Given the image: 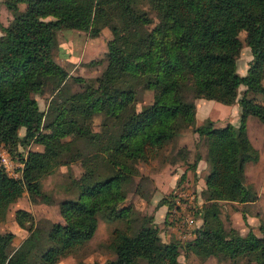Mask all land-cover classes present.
I'll use <instances>...</instances> for the list:
<instances>
[{
	"label": "trees",
	"instance_id": "16d2710c",
	"mask_svg": "<svg viewBox=\"0 0 264 264\" xmlns=\"http://www.w3.org/2000/svg\"><path fill=\"white\" fill-rule=\"evenodd\" d=\"M108 1L120 4V24L106 13L101 0H3L12 18L6 26L0 24V146H6L22 166L15 177L0 165V222L10 203L25 191L34 202H50L39 178L57 165L78 160L84 171L75 182L78 197L59 203L62 221L52 222L47 230L30 226L16 248L14 233L0 231V264H53L58 254L92 238L99 214L128 220L132 206L121 202L127 197L126 184L137 172L135 162L155 157L188 127L204 140L210 166L206 200L196 209L202 220L194 237L183 243L163 241L153 216L146 215L133 233L113 229L111 261L76 264H136L140 259L145 264H179L181 247L201 258L264 264V219L260 235L250 228L244 234L233 227L227 230L219 206L221 201L245 203L258 197L246 181L247 163L259 159L246 120L253 115L264 123V102L249 95H264V0ZM105 25L112 38L101 85L91 86L75 76L84 83L83 89L62 96L61 102L52 99L47 111L40 109L33 93L48 84L59 92L68 76L52 56L58 31L84 30L97 36ZM241 31L252 54L245 74L237 68ZM139 86L160 87L158 96L142 109L135 105ZM196 98L237 102L238 125L217 126L209 118L196 125ZM96 114L103 118L101 130L95 131ZM71 135L86 140L91 151L81 152ZM32 142L43 148H17ZM200 159L197 156L190 166ZM175 201L173 194L159 204H167L170 214ZM15 219L24 226L31 214L18 208Z\"/></svg>",
	"mask_w": 264,
	"mask_h": 264
},
{
	"label": "rangeland",
	"instance_id": "374dc122",
	"mask_svg": "<svg viewBox=\"0 0 264 264\" xmlns=\"http://www.w3.org/2000/svg\"><path fill=\"white\" fill-rule=\"evenodd\" d=\"M101 5L104 6L106 13L115 19L116 23H121V7L118 2L101 0ZM142 6L146 10H149L147 4H143ZM152 25L146 26V28L149 29ZM57 36L58 43L53 49L52 56L56 62L67 70L68 76L61 85L59 92L58 89H53L52 85L48 84L42 90L33 93V96L37 99L39 108L44 111H47L52 99L58 97V102H61L62 96H68L84 88L82 81L74 80L75 76L83 77L85 83L91 86L97 87L101 85L100 76L107 63V42L112 38V33L110 28L105 25L97 36H91L88 31L75 29L60 30ZM239 36L243 40V46L238 57V65L239 67H243L245 66L249 47L244 40L245 32L241 31ZM92 60L94 62L90 63ZM159 90L160 87H137L136 108L142 109L150 104L158 96ZM242 90L243 87L239 88L238 95H240ZM249 95L264 102V95L262 93L250 92ZM254 117L257 122H262L258 117ZM102 118L100 114L93 115L92 127L95 131L101 130ZM255 120L250 119L249 121L251 134L256 130ZM22 131L23 127L20 128V132ZM261 132L264 134V129ZM68 137L77 142L81 152L88 153L91 151V147L86 140H78L76 135ZM256 137L261 138V140L264 139V135L261 134ZM2 147L7 148L6 146ZM17 148L18 150H27L29 148L42 149L43 147L38 143L32 142L25 149L22 146H18ZM197 156L205 158L206 145L204 140L199 138L198 133L193 131L192 127H188L165 144L155 157H151L148 160H137L135 162L137 172L126 184L127 197L121 202L132 206V216H129L128 220H123L121 218L108 219L99 214L97 229L92 238L71 251L61 252L54 259L53 264H76L79 261L87 263L93 261H111L115 257V253L109 247L113 229L121 228L126 229L129 233H133L141 225L143 216L151 215L153 219L155 218L154 213L162 197L168 196L171 199L175 192L176 200L178 199L181 203L178 211L180 210L183 216L188 212L194 218L198 216L196 209H199L204 204V202L202 204L201 202L203 201L202 196L205 195L202 191V178L205 177L209 164L207 162V165L203 167L204 162H202L203 168H200L199 165L198 167L197 165L195 167L190 166ZM11 159L13 161L11 169L14 173L20 175L21 169L19 167L21 166L18 165L19 162L13 157ZM179 167L185 168L184 176H182ZM83 171L84 169L78 160L59 164L39 178L41 190L49 195L50 202L40 200L34 202L30 200L28 193L25 191L14 202L10 203L5 219L0 222V231H12L14 233L12 241L14 248L18 247L29 234L30 226H39L42 230H47L52 222L62 221L59 213V203L66 198L75 199L78 197V189L75 186V182L81 179ZM175 175L176 178L174 179ZM246 181L254 186L258 197L253 201L245 203L219 202L220 217L227 230L233 227L244 234L250 228L260 235L258 227L264 219V159L262 160V164L255 163V165L251 164L248 166ZM180 182L187 183L188 186L185 185L183 190L180 188ZM185 191L188 194L186 197L183 195ZM18 208H23L31 214V219L26 221L24 226H19L15 219V211ZM126 221L130 222L127 223ZM154 224L158 226L159 234L163 241L174 240L183 243L182 241L187 240L196 229V220L193 227L188 229L186 227L181 228L179 221L176 220L174 222H170L168 219L159 222H155L154 220ZM170 227H173L175 231H171ZM181 248L178 256L179 264H243L244 261H234L228 258L222 259L215 256L201 258L193 253H185L183 247ZM136 264H145V261L140 259Z\"/></svg>",
	"mask_w": 264,
	"mask_h": 264
},
{
	"label": "crops",
	"instance_id": "0c3cea01",
	"mask_svg": "<svg viewBox=\"0 0 264 264\" xmlns=\"http://www.w3.org/2000/svg\"><path fill=\"white\" fill-rule=\"evenodd\" d=\"M11 18H12L11 12L5 6L3 0H0V24L3 25V26H6L9 23V21L11 20ZM0 34H1V29H0ZM248 50H249V52H248V55H247V59L245 61V66H243V67L240 66L239 67V65H238L239 64V59H238L237 68H238V71L241 74H245L246 73V70L248 68L249 62H250V60L252 58V54H251L250 48H248ZM216 114H218V115H216ZM239 117H240V109H239V106H238L237 102H234V103H231V104H224V103L212 100V99H204V98L196 99V102H195V121H196L195 124L196 125L201 124L207 118L212 119L214 121L215 125H217V126H222V125H225L226 123H229V122L234 124V125H238ZM250 119H254L255 120V117L253 115H248L247 120H246V130H247V134H248V137H249L252 145L258 150L259 159L256 162L248 163L246 165V170H247L248 166L251 165V164L252 165H255V163L256 164H260V163L262 164V160L264 159V156H263L264 143H262V141H264V139L261 140V138L256 137V136H259L260 134L264 135L261 132V130L264 129V123L257 122L255 120L256 121V125H255L256 126V130H254L253 133L251 134L250 130H249V121H250ZM23 131H24V128H23ZM23 131L20 132V133L22 134ZM202 162H204L203 167L207 165L206 159L205 158H201L200 161L197 164V167L199 165L200 168H201L202 167ZM179 168L181 169L180 172L183 173L185 171V168H183V169L181 167H179ZM208 171H209V168H207L205 174H207ZM175 178H176V175L174 176V179ZM202 180H203L202 191L205 194V177H203ZM185 185L188 186L187 183L180 182V188L181 189H183L185 187ZM174 194L176 195V192ZM202 198H203V201L201 202V204L203 202H205L206 194L203 195ZM201 204H199V205H201ZM167 206H168L167 204H159V206L157 207V209L155 210V213H154L155 222H159L161 220L165 221L166 219H168L170 221V218H169L168 213H167V210H168ZM195 220H196V227H197L198 225H200L202 219L198 215V216H195ZM170 228H171V231H175L173 227H170ZM194 235H195V233L191 234L190 237H188V239L193 238Z\"/></svg>",
	"mask_w": 264,
	"mask_h": 264
},
{
	"label": "built area",
	"instance_id": "2783aa9c",
	"mask_svg": "<svg viewBox=\"0 0 264 264\" xmlns=\"http://www.w3.org/2000/svg\"><path fill=\"white\" fill-rule=\"evenodd\" d=\"M2 146L3 145H1V147H0V165L3 168H5V170L10 175L17 177L18 174L14 173L13 170L11 169V165H12L13 161L10 157V154L7 151V149L3 148ZM18 165L22 166V163L19 162ZM181 195H182V193H181ZM183 195L186 197V195H188V194L185 191V193ZM185 197H183V198H185ZM180 204H181L180 201L177 199L176 204L174 205L173 208H171L170 214H169L170 222H174L175 220L179 221L181 228L186 227L188 229L190 227H193L195 218L189 212L185 216H183V214L180 212V210L178 211Z\"/></svg>",
	"mask_w": 264,
	"mask_h": 264
}]
</instances>
